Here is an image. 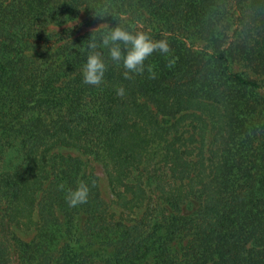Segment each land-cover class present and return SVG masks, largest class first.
Listing matches in <instances>:
<instances>
[{"label":"trees","instance_id":"16d2710c","mask_svg":"<svg viewBox=\"0 0 264 264\" xmlns=\"http://www.w3.org/2000/svg\"><path fill=\"white\" fill-rule=\"evenodd\" d=\"M115 27L172 52L125 79L98 48L103 82L83 83L88 40ZM81 156L139 216H112ZM10 249L17 264H264V0H0V264Z\"/></svg>","mask_w":264,"mask_h":264},{"label":"clouds","instance_id":"9594fccd","mask_svg":"<svg viewBox=\"0 0 264 264\" xmlns=\"http://www.w3.org/2000/svg\"><path fill=\"white\" fill-rule=\"evenodd\" d=\"M87 47L90 49L86 63L83 67V83L99 86L104 79L106 65L102 59V53L97 51L98 48L108 49L110 59L116 63L122 61L125 79H131L130 73L142 74L145 70L144 62L154 52H161L170 55L172 49L166 39L153 40L146 32H129L120 27L113 28L108 34L104 35L98 44L95 38L88 40ZM123 46V48H122ZM171 64V62H170ZM148 71L154 76L152 67ZM124 89L121 87L117 90V95H123ZM61 190L63 185L58 186ZM89 188L83 181L78 183L75 190H70L66 200L70 207H76L80 204L87 203Z\"/></svg>","mask_w":264,"mask_h":264},{"label":"rangeland","instance_id":"374dc122","mask_svg":"<svg viewBox=\"0 0 264 264\" xmlns=\"http://www.w3.org/2000/svg\"><path fill=\"white\" fill-rule=\"evenodd\" d=\"M199 45H202V43L200 41H196L195 46L198 47ZM69 152L71 154H78L75 151H69ZM81 157L83 161L85 162V164H87L88 167L93 166L96 173L99 175V188L101 191V196L109 203L108 210L112 214V216L114 218L120 217V219L123 221L127 219H134V217L139 216L140 210L130 213V211L124 210L121 207L119 208L114 202H112V196L109 191V187L107 185V181L105 179L101 166L93 160H90V159L88 160V158H86L85 156H81ZM16 158H17V154L15 152H10L6 157V161L8 160L7 163H13L15 162ZM196 205L197 203L195 201H191L189 204L186 205V208H184V212L190 213L191 211L194 210ZM11 230L16 237L21 238L23 240H29L34 234V229L25 227V226H19ZM9 264H17L16 256H15L13 249H10V263Z\"/></svg>","mask_w":264,"mask_h":264}]
</instances>
